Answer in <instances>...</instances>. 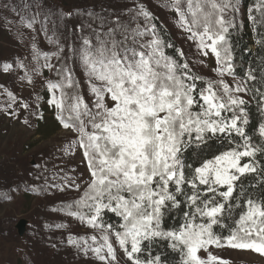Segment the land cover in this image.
Here are the masks:
<instances>
[{
    "label": "snow or ice",
    "instance_id": "obj_1",
    "mask_svg": "<svg viewBox=\"0 0 264 264\" xmlns=\"http://www.w3.org/2000/svg\"><path fill=\"white\" fill-rule=\"evenodd\" d=\"M0 11L24 48L0 57V116L33 129L47 110L65 133L0 191L52 200L33 235L83 264L264 259V0H2Z\"/></svg>",
    "mask_w": 264,
    "mask_h": 264
},
{
    "label": "rangeland",
    "instance_id": "obj_2",
    "mask_svg": "<svg viewBox=\"0 0 264 264\" xmlns=\"http://www.w3.org/2000/svg\"><path fill=\"white\" fill-rule=\"evenodd\" d=\"M3 15V11H0V57L9 58L22 53L24 48L16 29L9 30L8 25L3 22ZM172 30L176 34V30ZM176 37L180 41L177 34ZM3 79L7 80L6 77ZM8 87L11 88L12 84L8 83ZM16 87L18 95H28L31 91L21 89L18 82ZM45 114L46 121L38 122L33 129H27L0 116V164L15 166L17 178L24 177L29 170H34L33 165L36 162H42V157L46 158L63 143L65 133L54 121L50 111L45 110ZM51 205V199L39 198L33 193L27 194L26 191H17L12 201L0 198V220L12 221L14 224L9 236L0 235V264H22L25 256L18 249L28 252L33 264H83L71 251L63 248L52 249L43 236L33 235V230H39L44 219L56 215L50 213ZM23 219L28 221V225L25 235L20 237L15 226ZM71 230L74 233L86 232V229L76 224H73ZM219 254L230 258V264H264V259L251 253L223 251Z\"/></svg>",
    "mask_w": 264,
    "mask_h": 264
},
{
    "label": "trees",
    "instance_id": "obj_3",
    "mask_svg": "<svg viewBox=\"0 0 264 264\" xmlns=\"http://www.w3.org/2000/svg\"><path fill=\"white\" fill-rule=\"evenodd\" d=\"M19 2V0H17ZM57 4L60 5H67L69 7L73 6L74 4L86 2V0H55ZM96 3H100V0H94ZM105 3L110 2V0H104ZM251 2V0H249ZM0 4H2V0H0ZM157 11V13L161 16V19H165V13L160 11L159 9H154ZM167 22V21H166ZM170 30L173 32V30L170 28ZM173 37L177 40L178 44H182L178 38L176 37V34L173 32ZM253 34L248 30L244 29L242 32V45L245 46H252L255 48V46L252 44L253 41ZM255 55V51L253 53H246L245 54V59L246 61H250L253 59ZM253 114H255V108L253 106L252 108ZM16 167L15 166H4L3 164H0V191H7L8 188L7 186L9 184L15 185L18 183H21L22 177H16L15 175ZM23 184H21V188L24 189ZM27 194H30L27 192ZM44 219V218H43ZM45 220V219H44ZM14 228V224L12 221L8 220H0V235L2 236H9L11 233V230Z\"/></svg>",
    "mask_w": 264,
    "mask_h": 264
},
{
    "label": "water",
    "instance_id": "obj_4",
    "mask_svg": "<svg viewBox=\"0 0 264 264\" xmlns=\"http://www.w3.org/2000/svg\"><path fill=\"white\" fill-rule=\"evenodd\" d=\"M27 225H28V221L27 220H24V219L23 220H20L16 224L15 228L17 229L18 234H19L20 237H23L25 235L26 230H27Z\"/></svg>",
    "mask_w": 264,
    "mask_h": 264
}]
</instances>
